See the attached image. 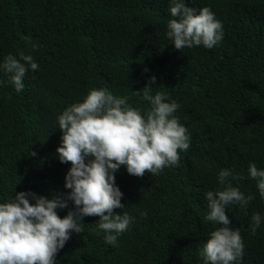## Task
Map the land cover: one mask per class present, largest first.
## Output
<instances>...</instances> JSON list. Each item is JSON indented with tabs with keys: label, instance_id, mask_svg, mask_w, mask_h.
I'll return each instance as SVG.
<instances>
[{
	"label": "trees",
	"instance_id": "obj_1",
	"mask_svg": "<svg viewBox=\"0 0 264 264\" xmlns=\"http://www.w3.org/2000/svg\"><path fill=\"white\" fill-rule=\"evenodd\" d=\"M185 3L197 14L210 8L222 23L218 45L176 50L166 36L170 0H0V64L23 53L39 65L26 72L19 93L0 70V203L22 191L67 198L71 164L56 154L57 117L91 89L127 97L143 114L151 105L142 89L155 76L152 95L163 92L180 105L173 115L190 137L178 166L154 176L130 175L123 165L115 173L125 207L113 213L134 218L115 246L97 231L100 218L85 216L83 232H70L56 264H204L199 250L219 227L205 220L206 193L220 187L222 169L254 196L245 207L226 208L244 243L234 264H264V198L248 171L250 163L264 170V0ZM73 208L69 200L56 211L63 218ZM254 214L261 216L255 234Z\"/></svg>",
	"mask_w": 264,
	"mask_h": 264
},
{
	"label": "clouds",
	"instance_id": "obj_2",
	"mask_svg": "<svg viewBox=\"0 0 264 264\" xmlns=\"http://www.w3.org/2000/svg\"><path fill=\"white\" fill-rule=\"evenodd\" d=\"M169 11L173 18L168 21L166 36L176 50L200 45L212 49L223 39V25L210 8L203 7L197 14L185 0H170ZM38 68L32 55L23 53L19 60L9 54L0 64L17 93L24 89L26 72ZM155 80L151 77L142 89V99L151 105L143 114L128 103L127 97L102 88L91 89L82 102L67 106L58 115L63 135L56 154L61 163L71 164L65 176V188L71 191L66 199L22 191L0 203V264H56L55 256L70 232H83L81 221L85 216H98L97 231L104 233L106 244L116 245L118 236L134 219L126 212L113 213L125 207L121 203L123 193L115 183L120 166H126L130 175L142 177L147 172L154 176L165 167L178 166L180 152L190 146L187 129L173 115L180 105L166 102L168 97L163 92L152 95ZM248 171L264 198V170L250 163ZM239 179L238 174L222 169L218 175L220 187L206 193L209 213L205 220L219 227L209 233L199 250L204 264H234L243 257L241 233L230 226L226 215L227 206L245 207L254 199L233 186ZM69 200L74 208L61 218L56 210L68 208ZM260 224L261 216L254 214L250 225L253 234Z\"/></svg>",
	"mask_w": 264,
	"mask_h": 264
}]
</instances>
